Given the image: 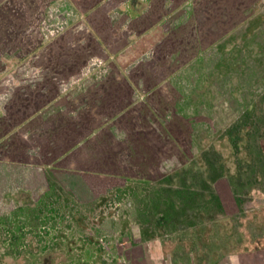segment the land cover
<instances>
[{"label": "flooded vegetation", "instance_id": "obj_1", "mask_svg": "<svg viewBox=\"0 0 264 264\" xmlns=\"http://www.w3.org/2000/svg\"><path fill=\"white\" fill-rule=\"evenodd\" d=\"M91 1L93 5H87ZM156 1L166 15L158 14L159 19L152 23L148 18ZM176 1L177 5L175 0H64L61 11L41 14L42 26L28 30L33 62L27 65V55L19 57L17 66L7 68L14 73L1 75V85L7 86L1 100L9 102L20 91L15 137L28 148L26 163L38 171L55 173L45 176L44 184L35 189L16 188L4 201L13 208L0 215V264H92L102 254L103 240L96 236V229L109 217L116 222L115 203L120 196L134 195L135 182L149 187L141 189L144 195L161 198V208L164 190L183 188L181 181L190 192L200 193L201 205L209 201L214 192L211 171L220 167L214 157L223 158L215 142L225 141V137L219 138L208 122L200 119L207 116L200 99L206 87L202 84L199 88L186 70L196 58L191 63L179 59L181 52L178 57L156 58L142 39L155 29L163 36L176 32L180 20H189L193 6L203 0ZM207 1L213 5V0ZM204 17L201 10L193 16L195 27ZM214 51L207 49V61L214 60ZM244 57L245 52L238 59L244 61ZM220 60L219 56L215 63ZM158 100L172 103L175 109L160 114ZM28 104L31 106L25 108ZM176 113L190 120L188 139L163 134ZM25 122L35 125L26 126ZM139 134L154 154L145 172L134 171L129 161V137ZM44 148L49 149L45 156L41 153ZM62 172L76 176H62ZM119 178L124 180L121 190ZM102 180L109 187L104 194L100 189L98 195L93 189H84L83 183L91 181L100 187ZM198 201L184 218L213 221L217 214L206 204L197 205ZM147 203L144 200V206ZM24 209L33 213L40 231L27 232L12 242L3 227L9 225L17 232L27 220L16 213ZM1 216L7 218L2 228ZM116 240L110 238L109 243ZM170 242L165 240V247ZM89 243L95 244L93 255L88 254L89 249L85 251ZM248 248L254 250L252 259L264 258L262 238H255ZM246 264L251 263L246 260Z\"/></svg>", "mask_w": 264, "mask_h": 264}, {"label": "rangeland", "instance_id": "obj_2", "mask_svg": "<svg viewBox=\"0 0 264 264\" xmlns=\"http://www.w3.org/2000/svg\"><path fill=\"white\" fill-rule=\"evenodd\" d=\"M206 1L207 0H203L193 6V10L188 17L189 20H180L176 32H171L167 36H163L158 29H155L145 35L142 39L147 41L150 46L146 48V50L150 51L156 58L161 57L163 59L170 54L177 55L178 57V53L181 52L178 58L188 60L190 63L193 58L198 57L205 63L203 69L199 70V74L205 75L206 77L214 71L212 63H214L215 66V59L218 57V52L214 51V60L207 61V56H209L207 49H210V43L220 41L221 39L224 40L225 36L227 38L228 34L234 33L235 37L231 39L229 46L234 49L238 48L236 50H239L238 53L240 52L239 54L243 56L244 48L241 46L243 42L239 40L240 37H238V35L241 34L248 25L251 26L252 21L250 20L253 18V12L256 11L263 12L261 18L263 22L256 25H258L257 28L264 29V0H213V5L211 6L209 1H207L208 4ZM93 3L94 2L91 1L87 5L91 6ZM175 5H177L176 0ZM62 6L63 8L65 7L64 5ZM244 9L245 11L247 10L245 14L243 12ZM200 10L204 12L205 17L202 21L198 22L197 27H195L193 16ZM162 13H164V11H162L161 5L156 1L151 4V15L148 19L153 23L159 19L158 14ZM179 13H183V11ZM170 14H172V12H170ZM41 21H43L42 18L38 19V24ZM212 22L214 32L217 33L214 35H212L209 30V26L212 25ZM263 29L260 31L258 30L256 36L261 42L260 49L262 52L258 54L255 53L253 55V60L248 59V55L244 57V60H247V64L244 63L246 64L245 71L238 77L242 84L246 85L250 90L251 97H249L251 100L249 104L244 107L239 106L238 102L233 98L229 99L226 97L227 93L225 92H228L226 90V83L222 86L215 84L212 85L210 89L211 95L214 98L212 104L213 113L207 117H200V119L208 122L211 131L216 132L219 138L225 137V141L219 140L215 142L218 150L223 153V158L218 156L214 157V162L218 163L220 167L217 169L214 167L211 171V182H213L214 185V192L210 194L209 201L201 205L202 202L198 201V199H201L200 193L188 191V189H186L187 186L184 185L185 182L181 181L180 184L183 188L178 190H164L165 202L163 208H161L159 205L161 204V198L157 200L158 198L144 195L141 189L145 191L148 190L149 187L134 181V195L120 196L122 198L119 197L118 202L115 203L117 211L116 222L109 217L107 221L102 224L100 230L96 229V236L99 237L100 235L103 240L100 246L102 254L97 257L95 261H92V264H127L125 253L132 240L137 247L139 242H145L147 237L163 240H175L176 236L180 238V235H184L182 233L179 234L178 231L180 230L179 227L183 226L185 209L190 210L191 207L195 205L196 200L198 201L196 204H200V207H204V204L210 206L208 210L212 209L215 211V214L218 216L215 217L216 220H222V217L226 218L224 217L225 215L223 216L222 214L225 209H223L220 197L216 193L217 184H219V186L223 185L220 188L227 191L229 194V206H232V208L235 207L232 211H228L230 215L236 213V216H242L241 219L247 222L250 220L254 223L252 225L249 223L247 224L252 232H254L255 229L256 231L264 232V224H259L260 220H264ZM193 30L196 31L195 34H193ZM29 39V35L22 37L17 32L15 35L0 37V80L3 73L7 71L14 73V70H7V68L9 69L17 66V64L20 63L19 57L27 55L24 61H28L26 62L27 65L33 62L30 58L34 54V46L31 45ZM254 39L255 36L251 38V41L249 40V43L254 44ZM139 44L140 46L143 45L142 42H139ZM158 45H160L159 48ZM237 51H234V53H237ZM230 52L231 51H229V53ZM210 65L213 68H211ZM19 92L15 95L16 97L9 99V102L0 100V215L4 213V209L8 207H11V209L13 208V206L3 204L4 201L9 199L8 196L11 191L18 187L29 190L35 189L38 184H44L45 176H50L52 172L55 173L54 170L38 171L36 168L26 163L28 160V148L24 145L21 146L15 137V131L18 126L15 123L17 118L15 116L14 107L20 105V101L18 100ZM225 100L227 101V105ZM157 102L159 103L160 114H166L168 112L166 111L167 109H175L172 103L166 104L161 100ZM30 106L31 105L28 104L24 107L27 108ZM25 123L26 126L35 125L33 122ZM189 125L190 120L188 118L181 117L176 113V115L170 119L168 126L165 127L163 134L166 136L169 135L188 139ZM143 141L140 134L129 137V161L133 167H135L134 171L145 172L146 165L150 161L152 163L154 160L153 151L150 150ZM48 152L49 149L44 148L41 150L44 156ZM142 159L143 162L139 163L138 161ZM213 179L214 181H212ZM117 183L119 185V190H121L120 188L122 187L124 188V186H121V184L124 183L123 179L119 178ZM201 187L206 188L204 184H201ZM106 189L103 186V191H101L102 193L100 194H104L105 190L108 191L109 187L106 186ZM93 192L95 195L99 194L98 190L95 188ZM122 193L123 191L121 194L119 192L120 195H122ZM74 199H77V197L74 196ZM180 199H182V207L179 209L177 205H179ZM144 200H148L145 206ZM244 202L246 203L247 211L243 213L241 211V206H243ZM127 203L134 205L133 207L132 205L129 207ZM259 206H261V209ZM249 207L252 209L251 213H248ZM107 208L109 207L107 206ZM112 208H114V203L112 204ZM16 214L27 220L18 226L17 232L14 231L11 226L4 225V222L6 224L7 218L1 216V228L2 225H4L3 228L6 230L8 236H10V241L16 242L18 237L22 238L27 232L35 233L40 231V228L36 226L37 223L30 210L24 209L20 212L18 210ZM194 219L199 220L197 217ZM193 225L194 224L191 225L189 223L187 226L192 227ZM131 230L133 232H131ZM219 230L223 236L225 235V237L222 236V240L224 241L228 229L224 225L219 227ZM246 231L247 230H245V232ZM75 234H77V232ZM110 238H117V240L111 245L109 243ZM179 238L177 240H179ZM214 242H216L217 245L215 243V245H210L209 251H211V256L209 257L208 255V257L211 259L208 262H211L213 259L217 261V258H221V256H219L220 251L218 250V248L220 249V245L218 244L219 240ZM185 243H188L187 240ZM186 245L187 244H184L182 247L186 249ZM109 246H111L112 249L109 248V251H105V247ZM94 248L95 244L89 243L85 245L86 253H88L87 249H89L88 254L93 255ZM171 255L174 257L175 253ZM87 260L90 261L93 259L91 257ZM201 262L200 259L195 263L200 264ZM205 263H207V260H205ZM67 264H72V262H68Z\"/></svg>", "mask_w": 264, "mask_h": 264}, {"label": "crops", "instance_id": "obj_3", "mask_svg": "<svg viewBox=\"0 0 264 264\" xmlns=\"http://www.w3.org/2000/svg\"><path fill=\"white\" fill-rule=\"evenodd\" d=\"M76 1L78 2V0ZM62 5L65 6L64 0H0V37L2 38L9 35L11 36L13 34L15 35L16 32L19 35L23 32H27L28 35V30H34L36 27L42 26L43 23L41 24L40 22L38 24V19L40 18L39 16L41 14H48L50 12L57 13L61 11V9H63ZM246 11L244 9V14ZM262 15L263 12H253V18L250 20L252 21L251 26L248 25V27L238 35V37H240L239 40L243 42L241 46H243L244 52L246 55H248V59L250 60L254 59L253 55L255 53L258 54L262 52L260 49L261 42L258 40V37L256 38L257 31L263 29L257 28L258 25H256L260 22H263V19L261 20ZM211 24L212 25L209 26L210 33L212 35L217 34L214 32L213 22ZM254 36V44L249 43V40L251 41V38H253ZM234 37L235 35L234 33H232L228 34L227 38L225 36L224 40L221 39L220 41L210 43L209 47L218 52V57L220 56V61L222 62L220 63L219 61L218 64L215 63V66L213 67L216 68V66L218 65L217 72L214 69V74L209 78H205L203 75L199 74V70L203 69V61L198 57H196L195 62H192L194 64H191L189 67L187 66L188 69L186 70L193 76V78L196 79V85L200 88L201 86H203L202 84H204V86L206 87L205 90H203L204 94L202 98H200L205 105L202 108L203 115L208 116L213 113L212 104L214 98L211 95L210 89L211 86L215 84H219L220 86H222L226 83V90L228 91L225 92L227 93L226 97H228L229 99L233 98L236 102H238L239 106L244 107L248 105L251 100L249 88L246 85H243L241 80H239L238 78L245 71L247 60L242 61L241 59H238V55H240V52L238 53L239 50H236L238 48L234 49L229 46V42L231 41V39H234ZM229 51L231 52L229 53ZM234 51H237V53H234ZM202 81H204V83ZM6 88L7 86L5 87L1 85L0 80V100L2 94L4 93L3 90ZM225 103L227 105V101ZM66 174L67 176H76L70 173L62 172V176H66ZM102 181L103 185H101L100 187L91 181H87L85 182L86 184L83 183V185H85L84 189L87 191L95 188L96 190H98V192L99 189L100 191H103L102 188L105 185V182L104 180ZM212 181H214V179ZM221 186L217 184L216 193L219 195L222 207L226 211L222 212L223 216L225 215L224 217L226 218L222 217V220H216L215 217L218 216L215 215L213 221L184 219L182 224L183 226L179 227L180 230L178 231L179 234L182 233L184 235H180V238L178 236L179 240H177V236L175 240H170V244L172 245V247H170V244L168 247H165L164 242L167 239L163 240L159 238L147 237L145 239L146 241L142 243L139 242V245H137V247L134 245V241L132 240L125 253L127 264H197L195 262L200 259L202 261L200 264H246V260L251 264H264V258L257 257L255 259H252L254 250H250L248 248L250 246V242H252L255 238H262L264 240V232L256 231V229L254 230V232H252L247 224L249 223L252 225L254 223H252L250 220H248V222L244 220L243 223H241L239 221L241 220L242 216H236V213L230 215L228 211H232L233 209H235V207L232 208V206H229V194L227 193V191L221 189ZM105 187L106 186H104V188ZM181 202L182 199H180L179 202V209L182 207ZM241 209V211L244 213L247 211V206L243 205L241 206ZM186 211H188V209H185V213ZM251 212L252 209L251 207H249L248 213ZM233 218H239V220L237 219L236 223L231 224L230 221ZM189 223L191 225H194L192 227L187 226ZM239 223L241 224L239 225ZM262 223L264 224V220H260L259 224ZM224 225L227 227L228 231L226 234V238L223 241V234L219 230V227H222ZM245 230L247 231L245 232ZM223 237H225V235ZM186 240L188 243H185ZM218 240V244L220 245L221 249L220 250L218 248V250L220 251L219 256H221V258H217V261H214L215 259H213L211 262H208L211 259L209 258L211 256V251H209L210 245H215L216 242L214 241ZM184 244H187L186 249L182 247ZM172 253H175L174 257H172ZM205 260H207V263H205Z\"/></svg>", "mask_w": 264, "mask_h": 264}]
</instances>
